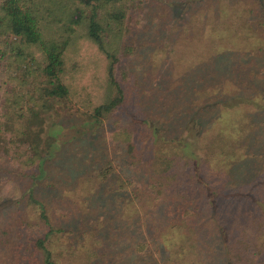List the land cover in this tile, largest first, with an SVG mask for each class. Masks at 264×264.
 <instances>
[{"label": "trees", "instance_id": "16d2710c", "mask_svg": "<svg viewBox=\"0 0 264 264\" xmlns=\"http://www.w3.org/2000/svg\"><path fill=\"white\" fill-rule=\"evenodd\" d=\"M220 1L214 14L200 12L183 27L184 72L167 78L176 85L166 81L161 97H143L145 116L173 114V125L165 121L141 139L120 119L131 55L124 41L143 0H0V264H114L115 239L125 234L139 238L122 249L124 258L141 252L136 264L152 259L151 243L162 264H264V0ZM79 32L105 62L94 90L78 94L79 113L85 126L111 127L107 139L121 146L125 166L116 173L104 159L81 177L79 190L86 195L85 181L112 184L136 211L123 224L78 206L58 225L40 199L39 182L58 148L46 123L74 98L67 53ZM167 67L165 60L157 78ZM185 85L204 106L218 107L195 139L176 134L191 114L182 104L190 95ZM239 95L255 108L248 123L223 117L225 102Z\"/></svg>", "mask_w": 264, "mask_h": 264}, {"label": "rangeland", "instance_id": "374dc122", "mask_svg": "<svg viewBox=\"0 0 264 264\" xmlns=\"http://www.w3.org/2000/svg\"><path fill=\"white\" fill-rule=\"evenodd\" d=\"M234 1L221 0L220 2L231 5ZM217 6V0H143L137 9L132 11L131 21L128 24L130 30L124 41L125 45L131 47V55L124 61L129 79L126 83L128 94L126 106L123 107L124 114L121 115L120 120L121 124L133 128L137 137L147 139L150 132H154L153 129L161 128L165 121H169L168 125H173L171 124L173 123L171 121L174 117L173 114L162 118L160 117L161 113L154 112L152 118L145 116L147 108H145L146 102L143 97L155 96V94L161 97L160 89L164 83L166 84L167 78L169 77L170 81L178 74L179 70L182 71V65H186L180 59L184 58L182 55H185L186 52L189 53L188 47L185 46L188 43L185 42L182 45L185 47L181 48V46L178 49L186 34L183 27L194 20L198 19L199 21L198 14L200 12L210 11L214 14L215 8L219 7ZM56 12L58 11H55V15ZM78 35L75 36V43L68 48L67 53L69 64L74 67L76 73L75 86L72 90L74 98L63 102L57 113L49 115L46 123L45 134H56L58 148L54 159L47 164L49 171L46 179L39 182L40 199L45 200L44 202L51 210L52 218L58 225L59 222L66 223V215L70 214L73 217L78 206L91 208L92 213L98 215L107 213L114 218L120 217L121 219H116L117 223L123 224L125 218L132 216V213L135 214L136 211L131 213V210L127 208L124 196L120 197L119 192L112 189V184L93 185L85 181L86 195L79 190L81 177L101 168L104 159L111 161L116 173L124 172L125 166L120 152L121 146L111 145L107 139V133L111 127L107 123L85 126V121L79 113L82 108L76 100L78 94L84 93V86L94 90L95 83L102 79L105 62L80 32ZM174 51L177 52L174 53ZM165 60L168 64L166 76L163 79L157 78L159 69ZM167 83L171 87L176 85V82L169 83L167 81ZM184 91L190 95L182 104L185 107H191V114L184 118L182 130L176 134L181 133L187 139H195L199 135L203 120L210 117L209 114L213 110L217 111L218 107L209 109L214 104H210L208 108L204 106L203 98L199 92H193L191 86L185 85ZM245 99L246 97L239 95L225 102L223 106L227 108L223 112V117H227V120H243L248 123V114L255 108ZM179 103L176 102V105ZM178 106L181 107V105ZM143 111L145 112L142 113ZM246 113L248 114L246 115ZM52 129H54L53 134ZM163 135L172 136V130L164 132ZM1 175V179H5L7 176L4 171L1 172ZM211 197L220 206L223 203L227 206L230 205V202H223V199H220L218 195L215 197L211 195ZM227 206H224V209ZM142 230L144 229L141 227ZM133 236L125 234L119 236L118 239L114 238V246H116L114 248L116 255L114 264H125V262L136 264L140 261L141 252L138 250H133L127 258L123 257V245H130L133 248L139 239H133ZM150 248L152 249V259L145 256L143 263L145 260L144 264H162L152 243Z\"/></svg>", "mask_w": 264, "mask_h": 264}]
</instances>
